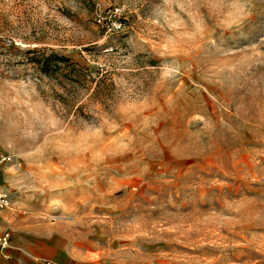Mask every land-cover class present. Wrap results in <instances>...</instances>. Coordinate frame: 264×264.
I'll list each match as a JSON object with an SVG mask.
<instances>
[{
	"label": "rangeland",
	"instance_id": "1",
	"mask_svg": "<svg viewBox=\"0 0 264 264\" xmlns=\"http://www.w3.org/2000/svg\"><path fill=\"white\" fill-rule=\"evenodd\" d=\"M0 153V264H264V0H0Z\"/></svg>",
	"mask_w": 264,
	"mask_h": 264
},
{
	"label": "trees",
	"instance_id": "2",
	"mask_svg": "<svg viewBox=\"0 0 264 264\" xmlns=\"http://www.w3.org/2000/svg\"><path fill=\"white\" fill-rule=\"evenodd\" d=\"M30 60L36 63L39 71L46 74L47 76H54L58 73L69 76L71 73L78 71L77 67L69 62L68 57L63 53H59L58 51H50L48 53L41 51L32 55ZM60 62H63V64L61 65ZM65 68L68 69L64 71ZM96 82L97 83L95 84L93 93H98L103 87V82H101V79H98Z\"/></svg>",
	"mask_w": 264,
	"mask_h": 264
},
{
	"label": "built area",
	"instance_id": "3",
	"mask_svg": "<svg viewBox=\"0 0 264 264\" xmlns=\"http://www.w3.org/2000/svg\"><path fill=\"white\" fill-rule=\"evenodd\" d=\"M120 10H121V8L114 7L112 9V13L113 14H119ZM111 24H113L115 27L121 26L120 20H118L116 18H114L111 21ZM8 158H9V155L0 153V160L8 159ZM8 203H9V198H8L7 194L5 192L0 191V206L1 207H7ZM9 239H10L9 231L5 228L0 229V255L3 258H8L10 256L9 250H8ZM46 263L49 264L50 262L46 261ZM67 264H70V263H67Z\"/></svg>",
	"mask_w": 264,
	"mask_h": 264
},
{
	"label": "crops",
	"instance_id": "4",
	"mask_svg": "<svg viewBox=\"0 0 264 264\" xmlns=\"http://www.w3.org/2000/svg\"><path fill=\"white\" fill-rule=\"evenodd\" d=\"M0 229H2V227L0 226ZM1 258H3L1 255H0Z\"/></svg>",
	"mask_w": 264,
	"mask_h": 264
}]
</instances>
